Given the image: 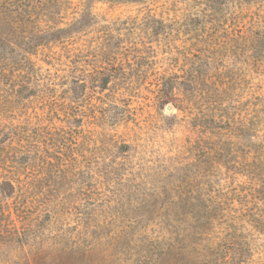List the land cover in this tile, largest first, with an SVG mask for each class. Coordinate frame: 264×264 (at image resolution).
<instances>
[{
    "label": "rangeland",
    "instance_id": "374dc122",
    "mask_svg": "<svg viewBox=\"0 0 264 264\" xmlns=\"http://www.w3.org/2000/svg\"><path fill=\"white\" fill-rule=\"evenodd\" d=\"M201 1L96 0L84 29L14 64L24 70L14 84L33 86L30 97L13 98L11 81H0L2 121H35L68 104L82 115L63 159H31L16 182L27 187L32 211L49 212L44 238L63 231L72 243L82 225L99 223L109 235L128 231L132 240L168 238L173 250L165 264H264V220L259 229L241 220L264 217V170H256L264 158L256 149L264 143V55L254 60L244 38L264 29V0H226L214 19L198 16ZM82 2L66 1L50 25L69 24ZM191 69L201 92L184 96L181 111L160 107L154 82ZM71 79L86 83L73 105ZM47 150L54 155L52 144ZM207 211L217 218L197 228ZM137 244L114 249V263L157 258L159 248L144 252L147 244ZM23 255L0 250V264Z\"/></svg>",
    "mask_w": 264,
    "mask_h": 264
},
{
    "label": "trees",
    "instance_id": "16d2710c",
    "mask_svg": "<svg viewBox=\"0 0 264 264\" xmlns=\"http://www.w3.org/2000/svg\"><path fill=\"white\" fill-rule=\"evenodd\" d=\"M68 0H0V81L10 80V90L13 98L22 100L23 97H30L34 92V87L29 83L19 81L14 84L17 77L23 73V69H15L14 64L28 60L29 56L36 49L50 42L60 41L71 36L73 33L84 29L92 17L90 5L96 0H83V7L78 17L64 26L50 25L57 20ZM121 2H140L144 0H118ZM226 0H202L199 17L214 19L223 14V6ZM192 23L187 22L185 27L192 29ZM250 47V54L254 60L264 55V29L255 31L244 37ZM233 50V45L230 46ZM202 66V65H201ZM198 66V69L201 68ZM16 70L18 75L7 77L9 71ZM163 77L154 82L155 98L159 106L163 107L171 103L176 109H184V96L201 92L202 81L195 79L192 69L190 72L184 71L182 76L176 75ZM83 79H71L68 81L70 97L68 101L73 105L83 94L86 83ZM107 86L104 80L100 85ZM68 106L63 112H56L54 115H36L35 121L27 119L22 123H13L12 120L2 121L0 115V250L22 251L24 255L12 260V264H115L110 256L114 249L138 248V242H145L144 252L151 248H159L157 258L148 259L147 262L141 260L137 262L119 264H165V258L173 250L168 238L154 240L131 239L128 231H112L111 234L99 223L91 225L90 228L80 227L75 232L72 243H68L66 234L61 231L50 239L44 238L41 227L49 222V212L45 215L38 214L31 210L28 205V192L22 189L16 182L21 179L24 170H31L30 161L38 156L45 157L56 164V161L63 159V148L66 152L65 142L72 138L75 129L81 123L82 115L73 113ZM79 116V117H78ZM175 113L166 116L168 123L175 122ZM31 122V123H30ZM200 126V123H198ZM197 131H199L197 129ZM253 142V141H252ZM52 144L54 155L48 156L47 145ZM255 144V143H253ZM122 147H129L127 143H122ZM258 151L264 149V143L256 146ZM60 153V154H59ZM264 154V151H262ZM258 155H261L258 153ZM260 158V157H258ZM39 159V158H37ZM36 159V160H37ZM255 162V158H254ZM61 164V163H60ZM256 170H264V158L256 163ZM191 165H195L194 162ZM58 166V165H57ZM27 179H30L29 176ZM19 182V181H18ZM13 199L12 201H8ZM203 201L197 204L190 203L192 207H199ZM95 208V206H94ZM93 208V210H94ZM217 218L216 213L207 211L205 218L199 217L197 228L204 229L205 224H212ZM237 215L226 220L231 226L234 220H238ZM204 220V221H203ZM245 222L251 220L254 229L262 227L263 216L257 214L245 215ZM231 223V224H229ZM236 232V231H234ZM136 244V245H135ZM108 252L107 254H104Z\"/></svg>",
    "mask_w": 264,
    "mask_h": 264
},
{
    "label": "water",
    "instance_id": "95a60500",
    "mask_svg": "<svg viewBox=\"0 0 264 264\" xmlns=\"http://www.w3.org/2000/svg\"><path fill=\"white\" fill-rule=\"evenodd\" d=\"M170 107H171L170 105L167 106V108H170Z\"/></svg>",
    "mask_w": 264,
    "mask_h": 264
}]
</instances>
